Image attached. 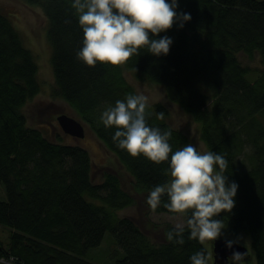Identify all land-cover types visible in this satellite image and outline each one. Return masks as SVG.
<instances>
[{
    "label": "trees",
    "instance_id": "obj_1",
    "mask_svg": "<svg viewBox=\"0 0 264 264\" xmlns=\"http://www.w3.org/2000/svg\"><path fill=\"white\" fill-rule=\"evenodd\" d=\"M23 1L39 6L47 18L54 95L79 113L123 169L102 165L95 181L87 148L64 142L59 133L53 140L41 126L28 123L24 106L42 89L39 64L12 16L0 8V182L7 193L0 199V224L11 228L8 241L0 236V264H10L1 259L11 258L12 264H99L86 255L108 230L123 252L114 264H190L195 252L211 251L212 241L202 245L189 238L188 229L183 245L169 242L165 233L174 227L169 222L156 242L136 216L116 212L136 204L141 194L148 214L150 191L171 179L168 162L132 157L113 142L117 129L101 121L117 100L140 94L127 73L138 82L162 84L167 99L198 123L208 151L225 156L226 175L239 188L232 212L218 218L226 234L250 235L256 264H264V0H179L177 11L192 19L160 33L173 39L168 55L141 49L123 65L97 62L95 67L76 55L83 30L73 0ZM240 53L250 59L259 54L263 66L244 63ZM146 111L149 126L171 130L173 152L192 144L170 122L164 102H148ZM167 199L162 197L157 212L172 213L163 206Z\"/></svg>",
    "mask_w": 264,
    "mask_h": 264
},
{
    "label": "clouds",
    "instance_id": "obj_2",
    "mask_svg": "<svg viewBox=\"0 0 264 264\" xmlns=\"http://www.w3.org/2000/svg\"><path fill=\"white\" fill-rule=\"evenodd\" d=\"M71 7L83 30V47L76 55L90 67L97 62L123 65L133 55H139L141 49L157 57L168 55L173 39L167 35L160 37V33L177 24L183 28L192 19L190 13L177 11L179 0H73ZM148 100L144 94L128 95L104 110L101 121L106 128L117 129L113 142L132 157L143 155L156 164L169 163L170 181L155 186L146 201L155 212L167 195L163 206L187 217L165 233L166 239L183 245V233L188 229L189 238L202 245L215 242L226 228L218 217L232 212L239 188L226 175L228 161L220 153L201 152L191 143L173 152L169 143L171 130L148 125ZM158 118L163 119L164 113H158ZM241 239L226 240V246L232 248ZM246 256L247 252L235 251L228 264H244ZM211 259L206 248L189 257L190 264H209Z\"/></svg>",
    "mask_w": 264,
    "mask_h": 264
},
{
    "label": "rangeland",
    "instance_id": "obj_3",
    "mask_svg": "<svg viewBox=\"0 0 264 264\" xmlns=\"http://www.w3.org/2000/svg\"><path fill=\"white\" fill-rule=\"evenodd\" d=\"M0 8L12 16L16 25L23 32L25 44L34 52L39 64V78L42 89L37 96L24 106L28 123L30 125L41 126L53 140L57 139V134L59 133L63 136L64 142L76 143L87 148L94 163L93 174L95 181L101 179L100 168L102 165H108L114 169H123V165L118 161L117 156L107 149L104 143L89 128L88 124H84L86 129L85 136L78 137L66 133L58 120L54 118L61 113L70 114L78 119H80V116L64 99L56 97L53 93L55 77L52 70V45L47 37V18L44 11L39 6H30L26 4L23 0H0ZM240 57L244 63L251 64L256 68H261L263 66L259 54H256L253 59H250L245 53H240ZM127 76L136 85L139 93L149 98L148 102L162 101L169 107L171 111L170 122L183 129L189 136L192 144L195 145L199 151H208L204 141L200 138L198 123L193 120L189 113L184 112L179 106L167 99L162 84L138 82L135 81L129 73H127ZM249 76L251 77V74ZM50 121L53 123H50ZM51 128L54 129L52 133ZM250 151L251 146L249 145L246 148V152L249 153ZM88 198L97 203H102L98 198L90 196H88ZM0 199H7V193L3 182H0ZM136 199V204L117 209L116 212L119 216H136L143 228L156 242L164 238L163 225L165 223L169 222L175 225L178 222H184L186 220V216L164 211H151L145 214L143 211L144 205L142 204V195L137 194ZM10 232V227L0 224V236L5 239V241H8ZM223 236L232 240L242 237L240 243L248 247L244 264H256L255 250L250 235L245 232H241L238 235H229L224 232ZM210 252L212 254V259L209 261V264H216L212 247ZM122 255L123 252L121 247L116 243L112 232L108 230L102 243L90 250L86 258L92 259L99 264H114L115 260Z\"/></svg>",
    "mask_w": 264,
    "mask_h": 264
},
{
    "label": "water",
    "instance_id": "obj_4",
    "mask_svg": "<svg viewBox=\"0 0 264 264\" xmlns=\"http://www.w3.org/2000/svg\"><path fill=\"white\" fill-rule=\"evenodd\" d=\"M57 120L66 133L78 137L85 136V125L80 119L67 113H61L57 116ZM226 240L232 239L225 236H221L219 239L213 242L212 250L214 261L216 264H228V258L235 251H240L242 253L248 252V247L241 243L234 244L232 248H228L225 243Z\"/></svg>",
    "mask_w": 264,
    "mask_h": 264
},
{
    "label": "built area",
    "instance_id": "obj_5",
    "mask_svg": "<svg viewBox=\"0 0 264 264\" xmlns=\"http://www.w3.org/2000/svg\"><path fill=\"white\" fill-rule=\"evenodd\" d=\"M6 262L12 264V263H14V258H11V259H9V260L6 259Z\"/></svg>",
    "mask_w": 264,
    "mask_h": 264
},
{
    "label": "bare ground",
    "instance_id": "obj_6",
    "mask_svg": "<svg viewBox=\"0 0 264 264\" xmlns=\"http://www.w3.org/2000/svg\"><path fill=\"white\" fill-rule=\"evenodd\" d=\"M173 214H175V213H173ZM3 262H6V259H1Z\"/></svg>",
    "mask_w": 264,
    "mask_h": 264
}]
</instances>
